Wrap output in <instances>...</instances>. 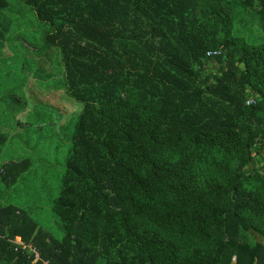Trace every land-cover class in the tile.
Here are the masks:
<instances>
[{
    "label": "trees",
    "instance_id": "obj_1",
    "mask_svg": "<svg viewBox=\"0 0 264 264\" xmlns=\"http://www.w3.org/2000/svg\"><path fill=\"white\" fill-rule=\"evenodd\" d=\"M254 1L22 0L82 111L54 206L72 230L58 240L1 207L0 264H34L16 238L35 264H264V166L250 169L264 44L232 33L234 4ZM202 61L221 70L205 75ZM31 167L9 162L3 180Z\"/></svg>",
    "mask_w": 264,
    "mask_h": 264
},
{
    "label": "rangeland",
    "instance_id": "obj_2",
    "mask_svg": "<svg viewBox=\"0 0 264 264\" xmlns=\"http://www.w3.org/2000/svg\"><path fill=\"white\" fill-rule=\"evenodd\" d=\"M239 4H234L233 35L251 45L264 44L260 1L255 0L252 9ZM44 35L45 29L22 0H6L0 11V134L7 140L0 155V208L14 205L26 211L38 228L62 240L72 226L54 206L63 190L82 106L67 95L60 52L45 45ZM195 69L208 75L220 71L221 64L202 61ZM255 98L249 90L248 101ZM253 157L250 169H263V136L253 148ZM24 160H31V169L17 183L7 185L4 166ZM105 263V259L98 262Z\"/></svg>",
    "mask_w": 264,
    "mask_h": 264
},
{
    "label": "built area",
    "instance_id": "obj_3",
    "mask_svg": "<svg viewBox=\"0 0 264 264\" xmlns=\"http://www.w3.org/2000/svg\"><path fill=\"white\" fill-rule=\"evenodd\" d=\"M219 54H220L219 51H210V52H208L207 55H208L209 57H214V56H217V55H219ZM253 102H254L253 100H252V101H249L248 104H252ZM260 174L264 177V172H263V171H260ZM11 242L14 243V244H16L18 247H21V248H22L23 250H25V251H29V252H33V253H35V254H36V259H35V261H34V264L41 260L38 251H37L35 248H33L31 245H26V244L21 240V238H16V240H13V241H11ZM16 250H17V249H16ZM235 260H236V258H235ZM45 264H48V263H45Z\"/></svg>",
    "mask_w": 264,
    "mask_h": 264
}]
</instances>
